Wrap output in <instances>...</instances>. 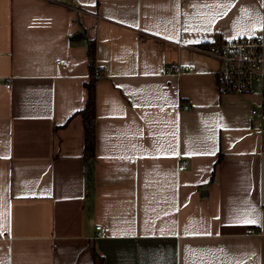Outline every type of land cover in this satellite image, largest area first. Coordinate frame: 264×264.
<instances>
[{
    "label": "crops",
    "instance_id": "1",
    "mask_svg": "<svg viewBox=\"0 0 264 264\" xmlns=\"http://www.w3.org/2000/svg\"><path fill=\"white\" fill-rule=\"evenodd\" d=\"M256 28L264 0H0V264H264L259 88L195 49Z\"/></svg>",
    "mask_w": 264,
    "mask_h": 264
},
{
    "label": "built area",
    "instance_id": "2",
    "mask_svg": "<svg viewBox=\"0 0 264 264\" xmlns=\"http://www.w3.org/2000/svg\"><path fill=\"white\" fill-rule=\"evenodd\" d=\"M219 62L215 71L216 87L219 94L248 96L255 87L259 88L261 108L258 112L264 121V33L259 28L253 30L252 35L236 39H223L206 47H195ZM169 72L182 74L194 72L192 65L173 62L169 65ZM7 87L10 84L6 85ZM187 108V106H185ZM253 110L252 114H258ZM184 165V163H181ZM97 236L107 235L101 225H96ZM247 233H255L254 229H247ZM1 235V233H0Z\"/></svg>",
    "mask_w": 264,
    "mask_h": 264
},
{
    "label": "trees",
    "instance_id": "3",
    "mask_svg": "<svg viewBox=\"0 0 264 264\" xmlns=\"http://www.w3.org/2000/svg\"><path fill=\"white\" fill-rule=\"evenodd\" d=\"M87 52L89 56V67H90V79L89 82L85 85L88 92V98L84 108L82 109L81 114L83 118V152L82 156L85 160L89 161L94 157V146H95V113H94V79H95V48L93 43H89L87 46Z\"/></svg>",
    "mask_w": 264,
    "mask_h": 264
},
{
    "label": "snow or ice",
    "instance_id": "4",
    "mask_svg": "<svg viewBox=\"0 0 264 264\" xmlns=\"http://www.w3.org/2000/svg\"><path fill=\"white\" fill-rule=\"evenodd\" d=\"M246 223H254L255 221H252V220H247L245 221Z\"/></svg>",
    "mask_w": 264,
    "mask_h": 264
}]
</instances>
